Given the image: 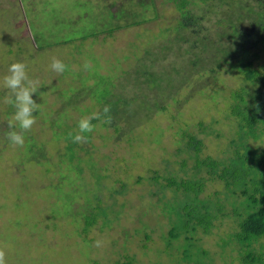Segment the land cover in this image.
Instances as JSON below:
<instances>
[{"label":"rangeland","instance_id":"374dc122","mask_svg":"<svg viewBox=\"0 0 264 264\" xmlns=\"http://www.w3.org/2000/svg\"><path fill=\"white\" fill-rule=\"evenodd\" d=\"M174 3L0 0V73L13 60L26 62L38 103L22 146L9 144L0 117V264H183L182 246L165 241L181 202L163 179L150 177L154 170L188 177L193 160L179 151L183 128L201 138V156L223 153L231 138L227 95L244 82L238 62L210 76L175 60L181 16ZM122 17L145 22L123 28ZM249 53L264 73L263 46ZM53 56L66 65L63 73L48 68ZM105 104L116 125L91 122L84 134L93 145L82 140L80 147L68 132ZM11 111L0 104L1 114ZM181 158L186 168L172 164ZM229 222L218 225L225 230ZM214 234L201 242L215 264H229L218 257Z\"/></svg>","mask_w":264,"mask_h":264},{"label":"trees","instance_id":"16d2710c","mask_svg":"<svg viewBox=\"0 0 264 264\" xmlns=\"http://www.w3.org/2000/svg\"><path fill=\"white\" fill-rule=\"evenodd\" d=\"M174 4L181 16L179 37H175L180 50L175 49L179 51L175 60L182 57L179 61L188 60L197 73L210 76L217 74L223 64L238 62L237 71L242 74L244 85L230 90L226 99L225 118L231 122L228 151L225 149L216 157L201 156V138L183 128L185 146L179 151L193 160V166L184 171L188 177L181 178L177 172L159 176L157 170L153 171L150 179L161 182L163 179L162 188L175 192L181 202L172 214L178 223L172 222L165 241L168 245L175 242L182 246L183 264H215L214 254L201 241L216 229L214 245L224 262L264 264V73L252 67L249 57L252 48H264V0H175ZM144 20L126 21L122 17L120 22L126 28ZM175 41L169 40L170 51ZM4 92L1 90L0 97ZM0 104L4 103L0 101ZM104 115L110 116L108 125H116L110 111L101 117ZM1 116L7 119V115L0 113ZM85 142L93 145V138ZM77 143L82 147L81 142ZM172 164L186 168L187 158ZM208 182L220 188L208 192L205 189ZM224 218L231 219L225 230L218 225ZM86 222L92 227V220L88 218ZM229 255L230 261H226ZM133 261L131 258L118 264H133Z\"/></svg>","mask_w":264,"mask_h":264},{"label":"clouds","instance_id":"9594fccd","mask_svg":"<svg viewBox=\"0 0 264 264\" xmlns=\"http://www.w3.org/2000/svg\"><path fill=\"white\" fill-rule=\"evenodd\" d=\"M85 69L88 64L83 65ZM48 68L55 73H63L66 65L64 62L55 56L49 60ZM0 88L5 90L3 97L0 101L11 107L12 111L8 114L6 119L8 130L4 133L7 141L13 146H22L25 143L23 132L31 128L34 123L35 115L37 112L38 103L32 97V93L37 90L35 81L30 78L23 61L13 60L8 63L6 69L0 73ZM109 106L107 104L99 111H93L80 116L76 120L75 129L68 132V136L73 142H81L86 140L87 136L84 133L91 132L94 128L93 120H99L101 114H107ZM105 122L110 120V116L104 115ZM95 243L99 244V241Z\"/></svg>","mask_w":264,"mask_h":264}]
</instances>
